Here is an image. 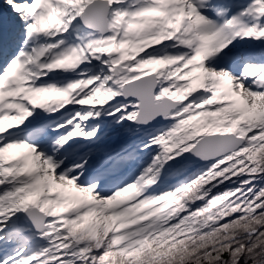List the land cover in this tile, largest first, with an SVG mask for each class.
<instances>
[{"label":"snow or ice","instance_id":"obj_1","mask_svg":"<svg viewBox=\"0 0 264 264\" xmlns=\"http://www.w3.org/2000/svg\"><path fill=\"white\" fill-rule=\"evenodd\" d=\"M0 264H264V0H0Z\"/></svg>","mask_w":264,"mask_h":264}]
</instances>
